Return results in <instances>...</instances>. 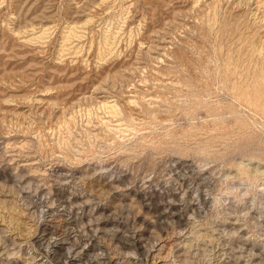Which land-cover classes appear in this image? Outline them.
I'll return each mask as SVG.
<instances>
[{
  "label": "rangeland",
  "instance_id": "rangeland-1",
  "mask_svg": "<svg viewBox=\"0 0 264 264\" xmlns=\"http://www.w3.org/2000/svg\"><path fill=\"white\" fill-rule=\"evenodd\" d=\"M0 264H264V0H0Z\"/></svg>",
  "mask_w": 264,
  "mask_h": 264
}]
</instances>
